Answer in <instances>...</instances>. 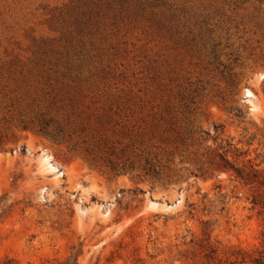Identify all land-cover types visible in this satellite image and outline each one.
Returning a JSON list of instances; mask_svg holds the SVG:
<instances>
[{
	"label": "rangeland",
	"instance_id": "1",
	"mask_svg": "<svg viewBox=\"0 0 264 264\" xmlns=\"http://www.w3.org/2000/svg\"><path fill=\"white\" fill-rule=\"evenodd\" d=\"M69 117L158 176L41 132ZM228 149L264 172V2L0 0V264H212L203 222L219 257L254 251L264 216Z\"/></svg>",
	"mask_w": 264,
	"mask_h": 264
},
{
	"label": "trees",
	"instance_id": "2",
	"mask_svg": "<svg viewBox=\"0 0 264 264\" xmlns=\"http://www.w3.org/2000/svg\"><path fill=\"white\" fill-rule=\"evenodd\" d=\"M264 2V0H258ZM82 93V91L80 92ZM94 92H91L93 94ZM85 99H91L93 101L95 97H91L90 94L83 95ZM86 110H90L89 106L85 107ZM98 109V108H97ZM99 110L107 111V114H112L114 108L112 106L104 108L99 107ZM74 114V113H73ZM103 115V114H102ZM102 115L96 116L97 125L100 124V118ZM97 127V126H96ZM99 129H94L92 123L89 119L85 117L80 124L71 122V117L67 118L63 124H59L53 120L44 121L42 123L41 132L52 138L54 141L71 143L75 141L73 150L76 154L80 155L82 158L87 160L90 164L106 165L111 174L114 176L119 174H125L129 172H134L140 170L144 176L157 177L158 170L152 161L147 157L144 159V166L135 169L133 164L127 166L126 163L123 165L113 163L107 157L115 156V147L111 143L110 138L105 135H100ZM228 147H233L232 144H228ZM221 147L219 150H223ZM238 157L245 155V153L239 151ZM232 153L230 149L223 152L218 151L216 158H218V168L224 171L231 172L235 181H237L243 187L249 188L251 194L247 200L251 204L252 210H257L259 215L264 216V191L260 192V189L264 188V172L258 169V166L253 165L249 160L247 164L239 166L236 161H230L228 154ZM204 230L203 234L206 238L203 244L200 246L204 258L212 264H264V231L262 233V239L260 246L257 247L252 252H245L241 249L231 250L225 253V259L219 257V248L211 243L208 227V222H203ZM193 242V240L191 241ZM81 246V245H79ZM76 250V248H74ZM76 253L72 254L64 262H59L57 264H79L78 257L81 254V250L77 249ZM5 264H11V261H7Z\"/></svg>",
	"mask_w": 264,
	"mask_h": 264
}]
</instances>
